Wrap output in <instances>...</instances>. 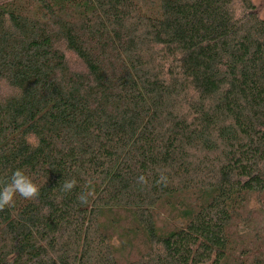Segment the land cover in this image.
I'll return each mask as SVG.
<instances>
[{
    "label": "trees",
    "instance_id": "16d2710c",
    "mask_svg": "<svg viewBox=\"0 0 264 264\" xmlns=\"http://www.w3.org/2000/svg\"><path fill=\"white\" fill-rule=\"evenodd\" d=\"M16 169L40 196L0 212V264H264L239 229L264 204V17L251 0H0V178Z\"/></svg>",
    "mask_w": 264,
    "mask_h": 264
},
{
    "label": "rangeland",
    "instance_id": "374dc122",
    "mask_svg": "<svg viewBox=\"0 0 264 264\" xmlns=\"http://www.w3.org/2000/svg\"><path fill=\"white\" fill-rule=\"evenodd\" d=\"M253 4L257 7V12L260 17H264V0H251ZM253 201V203L250 204L248 207L249 212L247 211V214H249V217H246V214L243 215L245 219H241L240 230L244 229L245 232L241 235L242 240L245 241V243L249 244L252 248L253 247H264V204H262V207L260 205H257L256 202ZM159 217L156 218L158 220V226H160L162 223H164L166 219V215L168 214L170 217V213H168V210L164 209L160 213ZM167 229H171L170 226H167ZM133 243V251L130 253L133 258L137 257L140 253H144L147 249V242L144 234L138 233L135 237L131 238ZM127 252V251H126ZM125 252V254H126ZM262 252H264V248L262 249ZM124 254V255H125ZM122 255V254H120ZM125 259L124 257H121Z\"/></svg>",
    "mask_w": 264,
    "mask_h": 264
},
{
    "label": "clouds",
    "instance_id": "9594fccd",
    "mask_svg": "<svg viewBox=\"0 0 264 264\" xmlns=\"http://www.w3.org/2000/svg\"><path fill=\"white\" fill-rule=\"evenodd\" d=\"M138 182L146 183L143 176L138 178ZM167 182V178L160 177V183ZM77 185L75 179L64 180L62 182V191L70 193ZM24 200L35 201L40 196V187L25 173L22 169H16L10 177L0 178V212L6 208L14 207L16 197ZM79 199L82 203L87 202V194H82Z\"/></svg>",
    "mask_w": 264,
    "mask_h": 264
}]
</instances>
